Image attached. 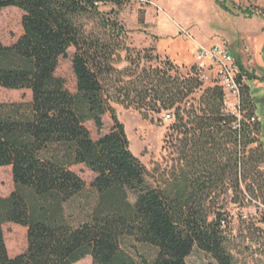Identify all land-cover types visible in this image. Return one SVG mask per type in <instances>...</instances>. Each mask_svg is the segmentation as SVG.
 <instances>
[{
  "label": "trees",
  "instance_id": "16d2710c",
  "mask_svg": "<svg viewBox=\"0 0 264 264\" xmlns=\"http://www.w3.org/2000/svg\"><path fill=\"white\" fill-rule=\"evenodd\" d=\"M124 2L0 0V10L22 11L21 35L8 46L0 41V87L31 92L29 103H0V167H10L13 181L0 196V264H74L86 256L92 264H187L194 248L215 264H233L225 248L228 202L261 204L257 234L264 239V144L251 78L239 75L236 115L226 109L221 87L205 84L193 66L180 73L168 57L156 67L127 57L128 65L116 69L118 50L130 49L123 27L99 7ZM92 18L103 33L85 31L82 20ZM138 22L145 25L142 16ZM69 48L74 92L55 75ZM113 102L145 117L170 114L169 164L148 170L131 152ZM107 113L112 126L93 139L85 124L100 132ZM77 164L94 173L96 198L74 225L65 204L84 189L71 169ZM5 223L26 230V247L14 256ZM126 238L153 247L154 257L134 258L121 246Z\"/></svg>",
  "mask_w": 264,
  "mask_h": 264
},
{
  "label": "rangeland",
  "instance_id": "374dc122",
  "mask_svg": "<svg viewBox=\"0 0 264 264\" xmlns=\"http://www.w3.org/2000/svg\"><path fill=\"white\" fill-rule=\"evenodd\" d=\"M100 11L106 19H115L123 27L124 45L130 49L118 50L119 58L113 66L122 70L128 65L127 57L139 61L140 65L162 66L167 56L155 50L141 46L140 39H153V34L164 36L175 31L176 37L189 40L195 44L208 45L213 42H225L240 63L243 72L251 79L246 80L250 95L255 104V113L260 121V141L264 144V0H125L122 6L111 3L100 5ZM146 9L147 12H146ZM146 13V16H145ZM149 22L140 25L139 18ZM22 11L16 7L0 10V41L3 45L13 44L22 33ZM86 32L101 34L97 18L83 19ZM176 29V30H175ZM146 42V41H145ZM145 49V50H144ZM148 52H147V51ZM146 51V52H145ZM74 49L69 48L65 56L60 57L55 75L62 78L65 87L75 91V76L71 59ZM138 53V55L136 54ZM145 55H149L148 57ZM180 73H186L190 65L178 66ZM128 78L123 77V80ZM111 91V88L109 89ZM31 100L27 89H5L0 87V103L25 102ZM117 119L123 124L129 140V149L151 170L156 164H169V149L166 134L172 123L163 113L149 112L145 117L133 107L113 102ZM86 127L93 139L107 133L112 126L110 114L103 116V127L97 132L91 121ZM71 169L84 181L83 191L65 204V213L69 221L76 225L86 218L95 202L96 195L90 187L94 173L83 164L71 166ZM13 189L11 169L0 167V196H7ZM261 204L227 203L225 213L228 224L225 225V248L233 264H264V239L257 234ZM7 252L14 256L26 247V230L24 227L5 223L2 225ZM121 246L134 258L151 259L155 249L146 244L136 243L126 238ZM187 264H215L213 259L203 251L194 248L186 258ZM74 264H92L89 256Z\"/></svg>",
  "mask_w": 264,
  "mask_h": 264
},
{
  "label": "built area",
  "instance_id": "2783aa9c",
  "mask_svg": "<svg viewBox=\"0 0 264 264\" xmlns=\"http://www.w3.org/2000/svg\"><path fill=\"white\" fill-rule=\"evenodd\" d=\"M192 66L205 84L214 83L221 87L226 109L239 115L238 78L242 72L227 43L220 41L208 45L196 44ZM242 81H245L244 78ZM164 117L170 119V114L166 112Z\"/></svg>",
  "mask_w": 264,
  "mask_h": 264
},
{
  "label": "crops",
  "instance_id": "0c3cea01",
  "mask_svg": "<svg viewBox=\"0 0 264 264\" xmlns=\"http://www.w3.org/2000/svg\"><path fill=\"white\" fill-rule=\"evenodd\" d=\"M144 23L147 25L144 29H149V22H147L146 18ZM153 38L154 40L140 39L139 44H142L141 46L153 45L159 54L167 56L174 65L182 66L193 64L196 44L194 45L189 40L176 37L175 31L172 34H165L164 36L153 34Z\"/></svg>",
  "mask_w": 264,
  "mask_h": 264
}]
</instances>
